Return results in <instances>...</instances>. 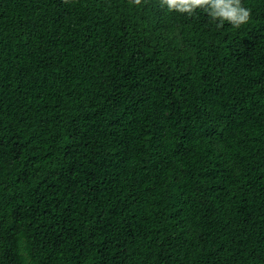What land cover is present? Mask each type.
<instances>
[{"label":"trees","instance_id":"16d2710c","mask_svg":"<svg viewBox=\"0 0 264 264\" xmlns=\"http://www.w3.org/2000/svg\"><path fill=\"white\" fill-rule=\"evenodd\" d=\"M217 28L160 0H0V264H264V0Z\"/></svg>","mask_w":264,"mask_h":264},{"label":"clouds","instance_id":"9594fccd","mask_svg":"<svg viewBox=\"0 0 264 264\" xmlns=\"http://www.w3.org/2000/svg\"><path fill=\"white\" fill-rule=\"evenodd\" d=\"M143 0H131L135 6L142 5ZM160 6L170 12L193 15L201 9L216 22L217 28H222L227 22L233 28L239 29L250 19V10L244 7L241 0H160Z\"/></svg>","mask_w":264,"mask_h":264}]
</instances>
